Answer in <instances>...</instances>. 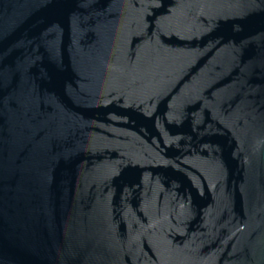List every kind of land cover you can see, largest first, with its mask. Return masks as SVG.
<instances>
[{
    "label": "water",
    "instance_id": "obj_1",
    "mask_svg": "<svg viewBox=\"0 0 264 264\" xmlns=\"http://www.w3.org/2000/svg\"><path fill=\"white\" fill-rule=\"evenodd\" d=\"M0 264H264V0H0Z\"/></svg>",
    "mask_w": 264,
    "mask_h": 264
}]
</instances>
